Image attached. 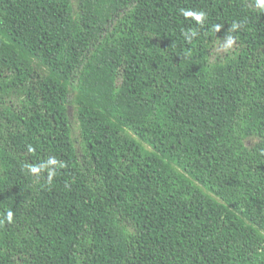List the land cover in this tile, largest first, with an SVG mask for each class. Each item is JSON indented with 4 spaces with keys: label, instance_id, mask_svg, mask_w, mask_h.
Returning a JSON list of instances; mask_svg holds the SVG:
<instances>
[{
    "label": "trees",
    "instance_id": "1",
    "mask_svg": "<svg viewBox=\"0 0 264 264\" xmlns=\"http://www.w3.org/2000/svg\"><path fill=\"white\" fill-rule=\"evenodd\" d=\"M8 210L0 264H264V10L0 0Z\"/></svg>",
    "mask_w": 264,
    "mask_h": 264
},
{
    "label": "clouds",
    "instance_id": "2",
    "mask_svg": "<svg viewBox=\"0 0 264 264\" xmlns=\"http://www.w3.org/2000/svg\"><path fill=\"white\" fill-rule=\"evenodd\" d=\"M255 4H256L257 8L264 10V0H255ZM180 14L185 18H192L197 23H203L205 18H206L204 12H202V11L196 12V11H192L190 9H181ZM215 27H216V30L219 31L221 26L216 25ZM232 27L235 28V27H238V25H233ZM184 35L188 40H191L192 37L196 35V33L192 32L191 35H189V33L186 32ZM226 39H227L228 44L232 43V37L231 36L227 37ZM56 164H57L56 159L50 157L46 161L45 164H42L40 166H29V171L31 173L35 174V173L40 172L41 168H43V167L50 166V165H56ZM13 218H14L13 212L11 210H8L6 212V214L4 215L3 219H0V223H4L5 221L7 223H12Z\"/></svg>",
    "mask_w": 264,
    "mask_h": 264
},
{
    "label": "rangeland",
    "instance_id": "3",
    "mask_svg": "<svg viewBox=\"0 0 264 264\" xmlns=\"http://www.w3.org/2000/svg\"><path fill=\"white\" fill-rule=\"evenodd\" d=\"M227 37H222L218 40H216L213 43L212 51H211V60L217 61L223 57V55L227 52H231L238 48L239 44L235 38L232 37V43L228 44ZM75 129H78V124H75Z\"/></svg>",
    "mask_w": 264,
    "mask_h": 264
}]
</instances>
